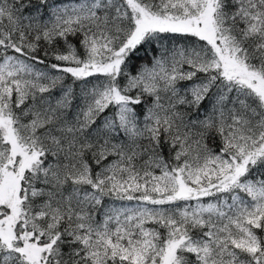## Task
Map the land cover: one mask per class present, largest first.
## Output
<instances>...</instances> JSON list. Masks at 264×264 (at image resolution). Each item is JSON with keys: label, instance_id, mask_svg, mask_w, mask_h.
<instances>
[{"label": "snow or ice", "instance_id": "1", "mask_svg": "<svg viewBox=\"0 0 264 264\" xmlns=\"http://www.w3.org/2000/svg\"><path fill=\"white\" fill-rule=\"evenodd\" d=\"M0 264H264V0H0Z\"/></svg>", "mask_w": 264, "mask_h": 264}, {"label": "trees", "instance_id": "2", "mask_svg": "<svg viewBox=\"0 0 264 264\" xmlns=\"http://www.w3.org/2000/svg\"><path fill=\"white\" fill-rule=\"evenodd\" d=\"M165 155H167V153H165Z\"/></svg>", "mask_w": 264, "mask_h": 264}]
</instances>
